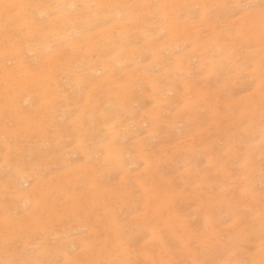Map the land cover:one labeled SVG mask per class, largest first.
Here are the masks:
<instances>
[{
	"label": "rangeland",
	"instance_id": "obj_1",
	"mask_svg": "<svg viewBox=\"0 0 264 264\" xmlns=\"http://www.w3.org/2000/svg\"><path fill=\"white\" fill-rule=\"evenodd\" d=\"M111 263L264 264L262 0H0V264Z\"/></svg>",
	"mask_w": 264,
	"mask_h": 264
},
{
	"label": "snow or ice",
	"instance_id": "obj_2",
	"mask_svg": "<svg viewBox=\"0 0 264 264\" xmlns=\"http://www.w3.org/2000/svg\"><path fill=\"white\" fill-rule=\"evenodd\" d=\"M262 4H264V0H262ZM5 8H12L14 5H4Z\"/></svg>",
	"mask_w": 264,
	"mask_h": 264
},
{
	"label": "bare ground",
	"instance_id": "obj_3",
	"mask_svg": "<svg viewBox=\"0 0 264 264\" xmlns=\"http://www.w3.org/2000/svg\"><path fill=\"white\" fill-rule=\"evenodd\" d=\"M124 161V160H123ZM120 167V166H119ZM37 172V171H36ZM68 245V244H67ZM60 246V245H59ZM51 263V262H50ZM112 264V263H111Z\"/></svg>",
	"mask_w": 264,
	"mask_h": 264
}]
</instances>
